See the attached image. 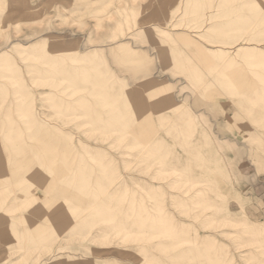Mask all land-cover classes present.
<instances>
[{"label": "rangeland", "instance_id": "obj_1", "mask_svg": "<svg viewBox=\"0 0 264 264\" xmlns=\"http://www.w3.org/2000/svg\"><path fill=\"white\" fill-rule=\"evenodd\" d=\"M86 1L0 0V169L72 210L0 188V264H264V0Z\"/></svg>", "mask_w": 264, "mask_h": 264}, {"label": "crops", "instance_id": "obj_2", "mask_svg": "<svg viewBox=\"0 0 264 264\" xmlns=\"http://www.w3.org/2000/svg\"><path fill=\"white\" fill-rule=\"evenodd\" d=\"M86 4L89 7L90 14L95 17H103L114 13V11H111L112 0H88ZM143 80L146 79L143 78ZM56 149V143L51 142L48 146L39 149L38 152H34L35 158L33 160L29 156V161H32L26 165H18L15 169H0V179L2 181L0 188L5 189L8 196L10 192L12 193L14 204L24 217L27 213L36 210L38 206H42L45 210L60 206L72 219L70 203L65 198L67 195L64 192L65 188H56L55 186L56 181L60 179L61 169L54 166L48 158V154L56 152ZM40 183H43V185L39 186ZM261 184L264 185V182L256 186L257 189ZM55 189H57V192H54ZM53 193L58 194L59 197L54 198L55 194ZM3 213H5L4 210ZM244 213L248 218L264 221V193L261 195L256 193L250 207L244 208Z\"/></svg>", "mask_w": 264, "mask_h": 264}, {"label": "bare ground", "instance_id": "obj_3", "mask_svg": "<svg viewBox=\"0 0 264 264\" xmlns=\"http://www.w3.org/2000/svg\"><path fill=\"white\" fill-rule=\"evenodd\" d=\"M203 60H204V59H203ZM204 61H205V60H204ZM200 62H201V61H200ZM228 65H229V64H228ZM181 139H182V138H181ZM196 191H197V189H196ZM196 191H194V192H196ZM200 192H201V190H200ZM208 192H209V191H208ZM196 193H197V192H196ZM196 193H195V194H196ZM198 193H199V191H198ZM198 193H197V194H198ZM195 194H194V195H195ZM194 195H192V196H194ZM187 196H188V195H187ZM199 196H200V195H199ZM195 197H196V196H195ZM187 198H188V197H187ZM201 198H202V197H201ZM181 200H182V199H181ZM187 200H188V199H187ZM187 200H186V201H187ZM196 200H197V199H196ZM182 203H183V202H182ZM202 206H203V205H202ZM182 207H184V206H182ZM199 212H200V211H199ZM186 219H187V218H186ZM179 222H180V221H179ZM186 223H187V222H186ZM178 227H179V225H178ZM187 227H188V225H186V228H187ZM193 227H194V226H193ZM183 229H184V228H183ZM189 229H190V228H189ZM182 231H184V230H182ZM186 232H187V231H186ZM49 250H50V249H49ZM49 253H50V252H49ZM43 254H44V253H43Z\"/></svg>", "mask_w": 264, "mask_h": 264}]
</instances>
